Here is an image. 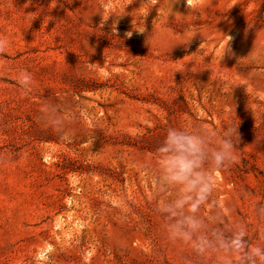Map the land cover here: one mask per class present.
Listing matches in <instances>:
<instances>
[{
	"label": "rangeland",
	"instance_id": "1",
	"mask_svg": "<svg viewBox=\"0 0 264 264\" xmlns=\"http://www.w3.org/2000/svg\"><path fill=\"white\" fill-rule=\"evenodd\" d=\"M178 125L236 127L200 215L264 246V0H0V264H239L164 230Z\"/></svg>",
	"mask_w": 264,
	"mask_h": 264
},
{
	"label": "clouds",
	"instance_id": "2",
	"mask_svg": "<svg viewBox=\"0 0 264 264\" xmlns=\"http://www.w3.org/2000/svg\"><path fill=\"white\" fill-rule=\"evenodd\" d=\"M230 39L228 37V41ZM18 84L28 90L32 85L31 73L21 72ZM237 140L236 127L217 133L198 126H171L156 146L147 172L159 189L156 211L164 221L170 240L189 244L199 256L215 249L225 258L236 253L239 264H264V246L250 244L245 225L235 226L227 235L223 231L210 234L205 230L206 220L200 215L209 203L215 206L213 173L236 160ZM218 220H223V216Z\"/></svg>",
	"mask_w": 264,
	"mask_h": 264
}]
</instances>
